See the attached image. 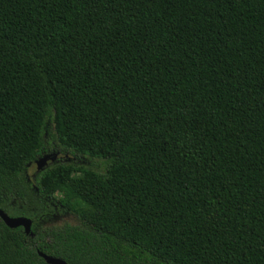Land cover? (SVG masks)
<instances>
[{
    "label": "trees",
    "instance_id": "1",
    "mask_svg": "<svg viewBox=\"0 0 264 264\" xmlns=\"http://www.w3.org/2000/svg\"><path fill=\"white\" fill-rule=\"evenodd\" d=\"M57 138L107 163L0 218V264H264V0H0V210ZM48 129V128H47Z\"/></svg>",
    "mask_w": 264,
    "mask_h": 264
},
{
    "label": "rangeland",
    "instance_id": "2",
    "mask_svg": "<svg viewBox=\"0 0 264 264\" xmlns=\"http://www.w3.org/2000/svg\"><path fill=\"white\" fill-rule=\"evenodd\" d=\"M47 128L44 132V141L55 148L56 152L48 155L52 156L54 161H48L41 170H38L37 165L33 164L23 174L18 175L14 181L13 199L5 206L17 215L25 214L38 219L37 223L32 222V237L48 230H59L66 226L89 229L77 214L62 210L57 205L45 201L40 195L41 181L49 171L66 166L74 168L77 171L76 176H80L82 172H93L103 176L107 169L105 160L78 154L74 150L64 147L55 135L51 120H48Z\"/></svg>",
    "mask_w": 264,
    "mask_h": 264
},
{
    "label": "water",
    "instance_id": "3",
    "mask_svg": "<svg viewBox=\"0 0 264 264\" xmlns=\"http://www.w3.org/2000/svg\"><path fill=\"white\" fill-rule=\"evenodd\" d=\"M48 161H54L52 156H45L40 160L36 161L38 170L43 169ZM0 218L3 220L5 225L11 229L23 228L27 236H31L32 221L26 217H10L3 210H0ZM39 256L45 260L47 264H67L65 261L47 256L43 253H39Z\"/></svg>",
    "mask_w": 264,
    "mask_h": 264
}]
</instances>
